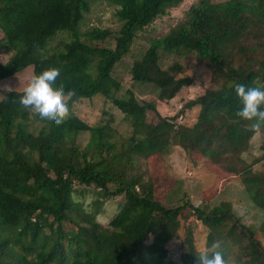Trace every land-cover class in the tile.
Here are the masks:
<instances>
[{
	"label": "trees",
	"instance_id": "obj_1",
	"mask_svg": "<svg viewBox=\"0 0 264 264\" xmlns=\"http://www.w3.org/2000/svg\"><path fill=\"white\" fill-rule=\"evenodd\" d=\"M94 1L98 0H0V50L9 53L0 61V79L27 65L32 66L33 78L57 71L60 80L54 91L68 94L69 106L99 93L131 125L130 135L119 141L110 121L90 125L75 114L58 125L41 121L19 103L23 90L4 94L0 264H198L200 252L191 229L185 231V250L178 259L166 246L190 216L207 227V251H220L226 258L232 245L234 264H264L258 228L242 222L230 201L194 204L182 193L167 207L155 198L152 180L137 171L139 162L152 157L158 162L166 144H184L196 158L214 162L240 181L249 204L263 212L264 228V169H254L264 158V121L238 116L241 105L234 91L241 83L264 87V0H197L184 19L152 38L132 62V81L152 84L160 101L173 98L193 81L177 61L161 67L160 51L193 52L211 68L212 79L219 84L184 104L183 108L199 106L191 125L179 123L178 113L160 115L154 101L138 100L131 89L127 96H115L120 84L112 75L137 33L182 0H107L117 5L115 15L121 23L115 31L93 27L88 34L94 43L88 44L78 27ZM47 10L53 13L51 18ZM64 31L68 38L49 53L50 40ZM93 56L98 58L91 69ZM144 111L167 120L166 128H160L162 122H144ZM257 130L262 132L261 155L248 162L242 153ZM83 132L88 138L82 145L78 137ZM160 135L164 138L157 147ZM77 185L95 188L89 209L73 199ZM120 195L123 202L103 226L96 214L105 200Z\"/></svg>",
	"mask_w": 264,
	"mask_h": 264
},
{
	"label": "rangeland",
	"instance_id": "obj_2",
	"mask_svg": "<svg viewBox=\"0 0 264 264\" xmlns=\"http://www.w3.org/2000/svg\"><path fill=\"white\" fill-rule=\"evenodd\" d=\"M197 0H182L177 6L170 7L162 15H159L147 27L139 31L133 39L129 51L114 65L112 75L119 82V89L115 96H127V90H132L138 100L154 101L157 111L162 116H173L178 113L177 121L185 125H191L197 116L199 106L183 108L187 100L201 95L208 87H215L220 80L214 81L211 75V68L205 63L199 62L193 52L191 53H163L160 51V65L166 68L171 63L177 61L186 67L185 74L192 77L193 81L189 86L183 87L173 98L160 101L157 99V90L152 84H140L132 81L130 77V67L134 60L138 59L145 51L149 41L158 36L164 35L168 30L184 19L189 7ZM217 1V0H216ZM117 5L111 1L98 0L91 3L90 10L86 12L79 23L78 32L80 38L88 44H93L88 32L93 27L109 28L112 31L118 29L120 21L115 15ZM52 12L47 10L48 18H51ZM61 17V16H59ZM58 17V18H59ZM1 35V33H0ZM68 38V32L58 33L53 37L47 51L53 52L61 46V41ZM9 53L0 50V61L8 59ZM98 56L90 58V68L94 69ZM33 79L32 66L27 65L13 75L0 79V99L9 90H23L24 87ZM68 94L63 95L67 113L75 114L90 125H97L110 121V126L114 129V135L117 140L122 141L128 137L131 132L129 119L112 103V101L97 93L91 98H81L75 101L71 106L67 104ZM182 109L181 112H179ZM180 113V114H179ZM64 117V118H65ZM144 122L161 123L154 112H141ZM167 120H164L160 126L166 128ZM88 138V133L83 132L78 137V142L84 144ZM164 136L160 135L156 140V146H161ZM262 132L257 130L250 141L249 149L242 153V156L250 162L255 157L261 155L260 143ZM161 158L158 162L152 157L150 162H139L137 171H142L150 178L154 184V196L164 206L174 205L182 193H187L194 204L213 205L220 200H227L232 203L234 213L240 217L245 224L258 228L257 234L264 244V228L261 225L263 212L252 207L240 181L232 175L226 174L214 162L196 158L190 154L189 148L184 144H166L159 154ZM136 166V165H135ZM134 166V169H135ZM254 169H264V158L254 164ZM150 174V177L148 176ZM73 193L74 200H80L86 209H89L90 202L95 198L96 193L93 186L77 185ZM124 197L114 196L105 200L102 208L96 214V220L103 226H107L109 220L118 211ZM186 225H181L176 237H172L168 243L171 256L174 260L178 259L181 249L185 250L183 245L185 231L191 229L193 242L196 250L199 252L206 250L205 238L207 227L199 220L190 216ZM234 246L227 249L225 258L227 264H234L233 253ZM50 264H54L51 262Z\"/></svg>",
	"mask_w": 264,
	"mask_h": 264
},
{
	"label": "clouds",
	"instance_id": "obj_3",
	"mask_svg": "<svg viewBox=\"0 0 264 264\" xmlns=\"http://www.w3.org/2000/svg\"><path fill=\"white\" fill-rule=\"evenodd\" d=\"M59 80L60 73L57 71L33 78L24 87L19 103L41 121L60 124L67 108L62 93L54 91ZM234 91L241 105L237 115L246 120L264 121V87H246L241 83L234 86ZM197 260L198 264H227L220 251H201Z\"/></svg>",
	"mask_w": 264,
	"mask_h": 264
}]
</instances>
